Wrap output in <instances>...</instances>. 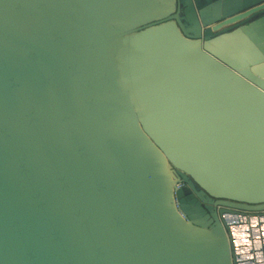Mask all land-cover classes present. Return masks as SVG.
Here are the masks:
<instances>
[{"label": "water", "instance_id": "obj_1", "mask_svg": "<svg viewBox=\"0 0 264 264\" xmlns=\"http://www.w3.org/2000/svg\"><path fill=\"white\" fill-rule=\"evenodd\" d=\"M257 234L264 0H0V264H264Z\"/></svg>", "mask_w": 264, "mask_h": 264}, {"label": "crops", "instance_id": "obj_2", "mask_svg": "<svg viewBox=\"0 0 264 264\" xmlns=\"http://www.w3.org/2000/svg\"><path fill=\"white\" fill-rule=\"evenodd\" d=\"M264 239V234L262 235H259V234H257V235H255V238H254V241H259V242H261L262 243V240ZM262 248H263V245H262V247L261 248H259V250H262Z\"/></svg>", "mask_w": 264, "mask_h": 264}]
</instances>
